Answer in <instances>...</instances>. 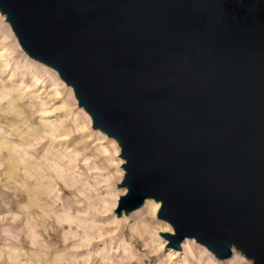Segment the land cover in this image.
Here are the masks:
<instances>
[{
  "label": "water",
  "instance_id": "95a60500",
  "mask_svg": "<svg viewBox=\"0 0 264 264\" xmlns=\"http://www.w3.org/2000/svg\"><path fill=\"white\" fill-rule=\"evenodd\" d=\"M20 47L72 88L125 163L113 212L264 264V0H0Z\"/></svg>",
  "mask_w": 264,
  "mask_h": 264
},
{
  "label": "rangeland",
  "instance_id": "374dc122",
  "mask_svg": "<svg viewBox=\"0 0 264 264\" xmlns=\"http://www.w3.org/2000/svg\"><path fill=\"white\" fill-rule=\"evenodd\" d=\"M0 46V90H9V97L0 99V264L248 262L240 251L237 254L244 260L233 254L217 258L189 237L179 243V250L164 247L168 240L158 232L173 234V228L164 218L156 217L157 211L152 213L151 208L160 206L153 199L148 207H143V202L129 213L121 210L117 217L113 211L119 195L127 192L116 185L125 172L120 166L125 160L117 156V142L112 140L115 147L112 138L91 127V118L77 106L72 88L53 68L26 54L1 13ZM21 76L23 84H28L24 91L18 86ZM41 106L52 115L51 124L66 130L62 141L40 132L39 128L49 123L41 117ZM27 126L37 132H24ZM51 153L70 154L66 177L54 175L47 158ZM65 212L68 218L61 217ZM85 227L91 233L84 238L79 233Z\"/></svg>",
  "mask_w": 264,
  "mask_h": 264
},
{
  "label": "bare ground",
  "instance_id": "6f19581e",
  "mask_svg": "<svg viewBox=\"0 0 264 264\" xmlns=\"http://www.w3.org/2000/svg\"><path fill=\"white\" fill-rule=\"evenodd\" d=\"M2 49V50H1ZM0 54H2V51H3V48H2V46H0ZM3 63L5 64L4 66H7L6 64H7V62H4L3 61ZM23 76V75H22ZM22 76H21V78H20V80H19V84H18V86L19 87H22L23 86V91L24 90H26L27 88H28V84H23V78H22ZM9 91V90H8ZM7 91V92H8ZM6 91H4V90H0V99H6V98H8L9 96H8V93H7ZM12 102H13V100H12ZM8 104H9V107L10 106H12V104L10 105V102H8ZM8 106V105H7ZM41 110L43 109V107L41 106V107H39ZM42 115H41V117L43 118V120H45L46 122H47V120L49 121V119H51V118H49L50 116H52L50 113H46L45 111H44V109L42 110V113H41ZM40 116V115H39ZM52 121V120H51ZM39 130H40V132L41 133H46V134H49V135H51L52 136V138L54 137L56 140H61V138L63 139L64 137H66V135H67V132H66V130H61L60 131V129L58 130V127H56L55 125H53V124H51L50 123V121H49V123L48 124H46V126L45 125H42V127L41 128H39ZM38 130V131H39ZM32 132V133H35V132H37V129L35 130V129H32L30 126H27V128L26 129H24V132ZM50 137V136H49ZM51 138V137H50ZM55 139H54V141L53 142H56L55 141ZM113 139H111V141H112ZM62 141V140H61ZM58 142V141H57ZM113 142V141H112ZM115 143L113 142V145H114ZM58 145H59V142H58ZM112 145V146H113ZM115 147H116V145H114ZM113 149H114V147H113ZM101 150L103 151V152H105L106 151V147H101ZM114 152L116 153V148L114 149ZM115 153H114V155H115ZM25 154V153H24ZM73 155H75V153H72ZM114 155H113V158H114ZM70 154H65V153H51V156H49V157H47V158H50V163H51V166H53L54 168H53V173H54V175H56V177L57 178H59V177H66V174H67V172H65L64 170L66 169V165L68 166L69 165V160H70ZM69 157V158H68ZM64 158H68L67 159V162L65 161V165H61V163L62 162H64ZM47 160V159H46ZM48 162V161H47ZM120 162V161H119ZM49 164V163H48ZM10 168H11V166H10ZM37 168V167H36ZM68 168V167H67ZM37 172H38V168L37 169H35ZM40 170V169H39ZM39 173H40V171H39ZM38 173V174H39ZM52 173V174H53ZM39 176H41V174L39 175ZM122 191H124V189H122ZM113 196H115V195H113ZM116 197H117V195H116ZM153 200L152 199H145L144 200V206L143 207H148V205H151L150 203L152 202ZM114 203H116V202H114ZM150 207V206H149ZM157 207H158V205H155L153 208H151L152 209V213H155L156 211H157ZM68 215L69 214H67L66 212L65 213H62L61 214V217H64V218H68ZM153 215V214H152ZM155 215V214H154ZM70 216V215H69ZM83 220H85V218L83 219ZM83 220H82V222H83ZM78 225H80V223H77ZM83 224V223H82ZM86 224V223H85ZM76 225V224H75ZM81 226V225H80ZM75 227H77V225L75 226ZM81 227H83V226H81ZM88 229V227H85V228H83V233H79V236H81V234L83 235V236H81V237H84V236H86V234H89V233H91V232H89V230H87ZM72 231H74V230H72ZM87 232H89V233H87ZM74 234H75V232H73ZM152 236V235H151ZM80 237V238H81ZM85 238V237H84ZM87 238V237H86ZM81 239H83V238H81ZM111 241V240H110ZM79 242V241H78ZM185 242H186V240L183 242V246L185 245ZM81 243V242H80ZM184 248V247H183ZM232 254H233V257H235L236 255H238L237 253H239L238 252V250H236L235 248H232ZM105 256H107V255H105ZM232 256V255H231ZM238 256H240V254L238 255ZM104 257V256H103ZM233 257H231V258H233ZM241 258L243 257V256H240ZM239 258V257H238ZM240 260L241 259H239V262H240ZM242 260H244V258H242Z\"/></svg>",
  "mask_w": 264,
  "mask_h": 264
}]
</instances>
